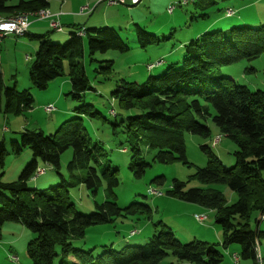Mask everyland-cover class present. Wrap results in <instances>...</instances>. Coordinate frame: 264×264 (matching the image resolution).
I'll return each instance as SVG.
<instances>
[{"label": "trees", "instance_id": "obj_1", "mask_svg": "<svg viewBox=\"0 0 264 264\" xmlns=\"http://www.w3.org/2000/svg\"><path fill=\"white\" fill-rule=\"evenodd\" d=\"M48 6V0H19L14 6L9 5L8 0H0V16L7 19ZM80 29L74 28L63 44L50 39L53 30L35 37L37 48L28 69L34 88L45 90L49 82L63 74V65L67 62L69 95L80 100L81 95L91 89L80 62L84 39L87 38L90 54L128 50L114 28L85 29V37L76 34ZM135 31L139 40H149L150 36L139 26L135 25ZM262 54L264 27L205 33L184 46L179 67L170 65L158 76L149 75L143 84L122 81L111 93L120 110L132 113L127 118L130 135L146 139L149 148L157 150L154 157L157 163L180 161L188 164L184 133L208 137V127L199 122L207 118L236 144L233 167L224 166L210 149H205L206 167L195 173L201 184L225 185L236 194L235 202L227 204L222 193L214 189H186L185 183L178 180L171 182L166 196L197 204L214 213V222L223 232L221 248L237 245L238 258L251 264H264L261 251L264 248V92L251 91L227 77H217L215 71L241 60L251 62ZM106 63L99 74L112 71V63ZM32 106L29 91L7 87L0 72V111L4 108L6 113L18 115L31 110ZM75 113L91 118L99 115L98 111H90L86 106L75 109ZM111 114L116 116L115 111ZM20 135V144L11 142L12 152L20 154L28 148L33 160L16 181L0 180V238L4 224L23 225L33 234L26 250L32 264H160L168 256L179 263L221 264L222 256L215 245L200 241L181 243L161 224L141 245H125L119 249L112 245L101 246L100 251L75 248L73 241L82 239L87 228L111 224L136 215L138 210L147 214L148 219L150 208L137 205V209L131 205L120 209L117 206L114 195L118 186L117 170L106 167L101 147L87 137L80 119L64 122L52 135L26 129ZM68 148L72 149V158L66 168L72 179L92 195H96L102 182L105 183L106 201L95 204V212L89 216L80 214L70 202L67 193L71 183L63 181L49 191L28 187V181L45 173L39 163L59 171L60 156ZM6 155L2 141L0 169L4 167ZM148 166L140 162L135 175L142 176ZM39 170H43V174L39 175ZM76 171L85 174L75 177Z\"/></svg>", "mask_w": 264, "mask_h": 264}, {"label": "rangeland", "instance_id": "obj_2", "mask_svg": "<svg viewBox=\"0 0 264 264\" xmlns=\"http://www.w3.org/2000/svg\"><path fill=\"white\" fill-rule=\"evenodd\" d=\"M18 1L8 0V4L16 5ZM70 1L76 5L80 0ZM164 1H167L166 5L163 4ZM179 1L143 0L135 6L129 3L125 4L128 6H110L108 0L100 1L102 4L100 6L131 11L125 12L123 23L115 28L119 39L128 50L90 54L87 49V38L84 39V52L80 62L91 89L82 94L80 100H75L69 95L71 88L67 62L63 65V74L49 82L45 90L39 91L31 84L28 75L36 48L33 51L25 45L33 43L32 40H28L26 35L4 37L0 41V72L3 82L7 87L15 86L18 91L28 90L33 99V106L31 110H25L18 115L6 113L4 108L0 111V142H4L7 152L4 167L0 169V180L16 181L33 160L28 148L23 149L20 154H14L11 150V142L16 141L20 144V134L25 129L52 135L64 122L78 118L87 137L101 147L106 167L117 170L118 186L114 189L117 206L123 209L134 205L139 209L137 205H145L150 208L151 213L147 219V214L138 210L136 215L118 219L111 224L89 227L82 239L73 241L75 248L83 250L94 248L95 251H100L101 246L112 245L119 249L125 245H141L159 229L161 224L169 228L181 243L200 241L215 245L222 256L221 264H234L232 255L238 254V247L230 245L226 249L221 248L223 232L214 222V213L197 204L168 197L166 192L171 187V182L178 180L185 183L186 189H214L222 193L227 204L235 202L236 194L225 185L201 184L195 173L197 169L206 167L205 149H210L224 166L233 167L236 144L221 134L211 119L207 118L199 122L208 127L210 131L208 137L184 133L188 164L180 161L171 164L157 163L154 161L157 150L149 148L146 139L132 137L128 131L127 118L132 113L120 110L117 101L111 98V93L122 81L143 84L149 75L158 76L170 65L179 67L183 59L184 46L202 34L227 32L231 28L239 27L251 29L264 27V0H194L193 3L186 5H179ZM62 2L63 0H49L52 7H59ZM171 5L176 7L169 13L168 8ZM85 6L89 10L85 15H88L94 8ZM227 10H232L234 14L227 16ZM52 15H57L59 20L60 14ZM131 17L134 22L128 24ZM135 24L150 36L148 41L144 38L139 40ZM63 32L67 34L68 29L62 27L61 32H52V40L57 44H63L67 38L62 39ZM25 55L29 56L30 60L24 61ZM159 60L164 63L162 66L149 72L146 70V65ZM107 61L112 63V71L99 74L102 72L100 68L105 66ZM215 72L217 77H227L251 91L264 92V54L251 62L241 60L220 67ZM48 104L55 108L50 114L44 111V106ZM80 106H86L90 111H98L99 115L94 118L79 116L75 109ZM112 109L116 116L110 113ZM135 149L139 153L135 154ZM71 158L72 149L68 148L60 156L59 171L39 163V167L44 168L45 173L33 181H28V187L37 191H49L51 187L63 181L71 183L67 193L70 202L80 214L89 216L95 212V204L106 201L105 183L102 182L96 195H92L82 184L70 177L66 167ZM140 162L149 166L144 169L142 176L137 177L135 174ZM73 174L75 177H82L85 173L76 171ZM151 191L160 192L162 196L157 197ZM195 215H205L207 219L199 223L195 220ZM134 230L136 235L130 237V232ZM32 238L33 234L20 223L4 224L1 227L0 264H32L26 253L27 244ZM261 251L264 254L263 247ZM160 264L187 263H179L174 257L168 256ZM237 264L251 262L238 258Z\"/></svg>", "mask_w": 264, "mask_h": 264}, {"label": "crops", "instance_id": "obj_3", "mask_svg": "<svg viewBox=\"0 0 264 264\" xmlns=\"http://www.w3.org/2000/svg\"><path fill=\"white\" fill-rule=\"evenodd\" d=\"M25 1H30V0H25ZM100 1L102 0H80L76 5H74L73 3H71L70 0L69 1L63 0L62 4L59 7H52L48 0L49 6L47 7V10H49L50 13L53 12L52 14H60L59 22L61 26L66 27L68 29L67 34L63 32L62 39L66 37L68 38L69 33L72 32L74 28H84L88 30V29H93V28L98 29L101 27L109 26L115 29L117 26L120 27V25L123 23L122 22L123 18H125V15H126L125 12L126 13L131 12L128 10H124L123 8L117 9L115 7L107 8L105 5L100 6L102 5ZM66 2L68 3L66 4ZM126 2H128V0H126ZM163 4L166 5L167 1H164ZM83 5L91 6L94 9L88 15L78 14L77 12L78 9L82 7ZM125 6H128V5H125ZM131 6H135V5H131ZM130 19H131L130 21L128 22L126 21L128 24H132L134 22L132 17ZM135 25L138 26V24H135ZM50 32L52 31L50 30L48 20H40V21L35 20V19L31 20L28 26V29H27L26 36H28L27 37L28 40H32L31 42L33 43H28V45H25V46L27 48H31L34 51L35 48H37L36 47L37 42H36L35 37H38L40 35L47 34ZM51 34H50V39H52ZM21 44L23 43L21 42ZM26 56L27 55H25V57ZM25 57H24V61H26Z\"/></svg>", "mask_w": 264, "mask_h": 264}, {"label": "built area", "instance_id": "obj_4", "mask_svg": "<svg viewBox=\"0 0 264 264\" xmlns=\"http://www.w3.org/2000/svg\"><path fill=\"white\" fill-rule=\"evenodd\" d=\"M143 0H128V2H126V0H108V4L111 5H125L127 3L131 4V5H136L138 3H140ZM194 0H180L179 1V5H186L188 3H193ZM177 4V3H176ZM176 7V5H171L168 8V12L171 13L173 11V9ZM88 7L87 6H82L79 8L78 14H86L88 13ZM234 14V12L232 10H227L226 11V15L227 16H232ZM33 18L35 20H49V27L51 30L53 31H57V32H61L62 31V26L58 20V16H53L52 13L49 12V10L47 9H40L37 11H33V12H25V13H21L18 14L14 17H10V18H2L0 16V41L8 36V35H13L16 37H22L24 35H26L27 33V29L28 26L30 24V19ZM79 37H85V29L81 28L79 31H77L76 33ZM26 60H28L29 58L26 56L25 58ZM163 65V61L159 60L156 62L151 63L150 65H146V69L147 71H151L159 66ZM55 110V108L53 107V105H48L44 108V111L46 113H50L53 112ZM111 113H113L114 111H110ZM38 174H43V170H39ZM151 193H153L155 196L160 197L162 196V193L160 192H156V191H151ZM195 220L199 223H203L205 222V220L207 219V217L205 215H195L194 216ZM136 232L132 231L130 232V236L135 235ZM233 257V262L234 264L238 263V256L236 254L232 255Z\"/></svg>", "mask_w": 264, "mask_h": 264}, {"label": "bare ground", "instance_id": "obj_5", "mask_svg": "<svg viewBox=\"0 0 264 264\" xmlns=\"http://www.w3.org/2000/svg\"><path fill=\"white\" fill-rule=\"evenodd\" d=\"M156 69V68H155ZM154 70V69H153ZM152 71V70H151Z\"/></svg>", "mask_w": 264, "mask_h": 264}]
</instances>
